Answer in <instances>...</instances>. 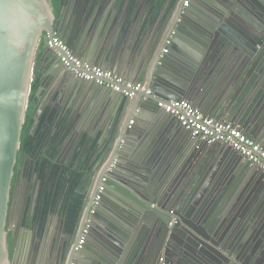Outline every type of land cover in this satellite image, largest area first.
I'll return each instance as SVG.
<instances>
[{"label": "water", "instance_id": "obj_1", "mask_svg": "<svg viewBox=\"0 0 264 264\" xmlns=\"http://www.w3.org/2000/svg\"><path fill=\"white\" fill-rule=\"evenodd\" d=\"M52 37L92 65L142 80L158 99L193 101L264 148V0H61L58 18L49 0H0V264H264V173L230 145L199 141L157 98L76 76L49 48ZM40 48L50 67L36 122L67 101L73 125L91 127L88 141L98 136L72 234L57 213L42 234L37 223L18 225L26 196L13 177ZM147 110L157 127L145 123ZM56 218L63 227L53 239Z\"/></svg>", "mask_w": 264, "mask_h": 264}, {"label": "trees", "instance_id": "obj_2", "mask_svg": "<svg viewBox=\"0 0 264 264\" xmlns=\"http://www.w3.org/2000/svg\"><path fill=\"white\" fill-rule=\"evenodd\" d=\"M154 1L162 5L165 0ZM53 7L56 18H58L61 13L59 0L53 1ZM39 51L42 49L40 48ZM41 77V74L37 72L32 84L30 103L23 125L21 146L13 177V189L22 177V171L26 166V169H30L35 175L34 185L36 187L40 185L36 198L32 195L28 202L26 225L34 221L33 223L39 225V232L42 234L48 216L59 211L64 217L66 230L73 231L83 210L84 185L92 169L91 159L98 145L97 139L79 163H77L78 155L69 165H63L57 160L67 131L64 127L62 128V125L57 124L56 117L47 123L49 109L39 116V122L36 123L40 102L37 93L44 84Z\"/></svg>", "mask_w": 264, "mask_h": 264}, {"label": "built area", "instance_id": "obj_3", "mask_svg": "<svg viewBox=\"0 0 264 264\" xmlns=\"http://www.w3.org/2000/svg\"><path fill=\"white\" fill-rule=\"evenodd\" d=\"M190 1L192 0H185V5H188ZM170 42L168 40L167 44H170ZM48 46L58 53L65 67L86 81L95 82L131 99L137 97L139 94L157 98L154 95V91L145 83L130 81L111 70L84 61L63 40L57 37L50 38L48 40ZM167 50L165 49V51ZM158 106L165 109L171 115H174L200 141L209 145L216 143L230 145L264 173V148L261 143L247 135L241 127L232 122L220 120L203 113L199 107L189 100L158 99ZM102 191L103 186L100 187L99 193L96 196L95 205L99 203L101 198L100 193ZM91 212L93 213L94 209ZM171 213L173 214L174 211H171ZM89 221L91 219H88V223ZM173 223L175 224L177 221ZM89 231L90 225L87 224L78 248L85 242ZM160 262L161 264H168L164 257L161 258Z\"/></svg>", "mask_w": 264, "mask_h": 264}, {"label": "flooded vegetation", "instance_id": "obj_4", "mask_svg": "<svg viewBox=\"0 0 264 264\" xmlns=\"http://www.w3.org/2000/svg\"><path fill=\"white\" fill-rule=\"evenodd\" d=\"M53 1L54 0H49V2L51 3L52 7H53ZM60 4H61V0H59ZM54 8V7H53ZM43 96L45 98H48V96L44 95ZM41 104V100L39 102V106ZM62 105L59 108V105ZM73 106H75L74 103H72ZM71 106V104L69 102H61L57 105L54 106V108L56 109L55 114L47 119V123H49L53 117H56L57 119V124L58 125H62V128L64 127L67 131V134L65 135V132L62 131V133L65 135V138L62 142L61 145V149L57 155V160L63 164V165H69L70 162L78 155V159H77V163H79L81 161V159L83 158L84 154L88 151V149H91L94 145V140L97 139L98 141V136L94 137L92 136L91 139L88 141V136L85 132V128H91L88 124H85L83 128H81L82 126L80 125L79 128H76L73 125V120H74V115H75V110L74 107ZM49 109L51 111L50 108H46ZM45 109V110H46ZM50 114V113H49ZM38 123V122H36ZM86 128V129H87ZM56 129V128H55ZM97 149V148H96ZM95 155H96V150L93 153L92 159H91V165L95 159ZM27 178L29 180V185L27 186H23V179ZM35 175L33 172H31L30 169H26V166L24 167V170L22 171V177L20 178L19 182L16 184L18 185V192L17 195H20L21 193H25L26 198L24 199V203H22V206L18 207V202L17 199H15V206H14V213L13 216L11 217V225L14 224V222H16V207L19 208V221H18V225L22 226L26 223V209L28 206V202L29 200H31L32 195H34V197L36 198V194L39 192L40 189V185H38V187H36V189H33V184L35 182ZM37 191V193H36ZM36 193V194H35ZM35 206V204H34ZM33 206V207H34ZM34 209V208H33ZM15 214V215H14ZM34 222V221H33ZM18 226V227H19ZM11 237H10V242H11Z\"/></svg>", "mask_w": 264, "mask_h": 264}, {"label": "crops", "instance_id": "obj_5", "mask_svg": "<svg viewBox=\"0 0 264 264\" xmlns=\"http://www.w3.org/2000/svg\"><path fill=\"white\" fill-rule=\"evenodd\" d=\"M147 2V1H146ZM147 4H145V7H144V9L145 8H147ZM142 19L140 18V20L139 21H141ZM42 53H43V51H39L38 52V56H37V59H38V63H37V67H39V68H41V70L39 71V70H37L36 71V73L38 72V73H40L41 74V76H43V73H42V71L44 70V71H46L49 67H50V64H49V61L50 60H46V59H43V57H42ZM139 58H140V53H137L136 55H135V58L133 59V63H132V66H131V68L129 69V72H132V70L134 69V67L138 64V61H139ZM126 68V67H125ZM113 72H115V73H117V74H119V75H121V76H123L124 78H126V79H128V80H130V81H133V82H143L142 80H134V79H132V77H129V75H126L125 73H120V72H117V71H115V70H112ZM121 72H127V71H121ZM42 78V77H41ZM47 81H48V84H49V87L51 88V85L53 84V82H54V80H53V77H47ZM42 94H44V95H46V96H48V94H49V91L48 92H43ZM190 101V100H189ZM192 103L195 105V103L192 101ZM197 106V105H196ZM205 114H207V115H210V116H213V117H216V118H218L219 119V116H217V115H214V114H209V113H205ZM157 119V116L155 115V113H153L152 111H150V110H147V115H146V117H145V119H144V121H145V123L147 124V126H150V127H152L153 125L154 126H156L157 127V123H156V120ZM159 127H162V126H159ZM151 129H145V130H141V132H140V135L142 136V137H145L146 139H149L150 137H151ZM156 134V133H155ZM193 135V134H192ZM198 141V140H197ZM200 141V140H199ZM252 166L254 167V168H257L255 165H253L252 164ZM258 169V168H257ZM33 189L35 188L36 189V185H34L33 184ZM38 187V186H37ZM55 213H57L58 215H60V216H62V214L59 212V211H57V212H55ZM62 221L61 220H59V218H56V219H54L53 220V224H52V238L54 239L57 235H58V232H60V229H61V227H63L62 226ZM75 230V229H74ZM68 231V230H66V228H64V231L66 232V233H70V234H72V233H74L75 231ZM61 234V233H60ZM61 236L65 239V240H69V239H71V236L70 235H68V234H65V233H62L61 234Z\"/></svg>", "mask_w": 264, "mask_h": 264}]
</instances>
